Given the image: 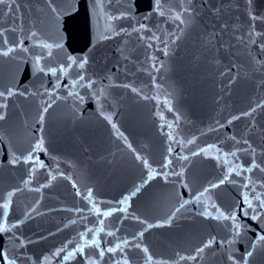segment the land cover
Wrapping results in <instances>:
<instances>
[{"label": "water", "instance_id": "obj_1", "mask_svg": "<svg viewBox=\"0 0 264 264\" xmlns=\"http://www.w3.org/2000/svg\"><path fill=\"white\" fill-rule=\"evenodd\" d=\"M15 2L21 7L7 16L3 14L7 9L0 8V28L9 29L5 35L10 43L24 38L28 30H35L42 40L62 43L63 48L53 49L52 57H47V50H44L43 63L58 68V80L51 73L47 76L36 74L30 59L18 61L0 57V90L14 83L20 91L27 88L44 93L46 87L52 92L51 99L46 93L27 98L16 95L8 98L6 110L0 109L7 114L6 119L0 121V135L4 137L0 140V203L13 188L22 189L12 198L7 218L9 231L0 233V252L7 249L9 255H22L21 264H33L69 240L82 243L78 234L93 229L87 239L96 238L105 249L127 239L129 244L147 245L156 259H176V252L194 255V249L210 235L218 239L225 236L222 222L197 215L202 208L197 205L195 195L222 178L227 166L222 169L214 150L208 156L192 157L190 153L208 144L217 145L223 152L246 147L235 145L230 139L235 135L237 139L248 138L257 149V162L264 161V156L259 154L264 147V109H257L253 117L227 123L232 115H239L264 100V84H261L264 73L254 70L249 53L257 57L262 54L257 46L247 48L246 41L239 43L235 38L246 33L251 23L246 0H192L197 15L175 43L172 42L174 37L170 39L167 35L177 31L175 23L155 13L150 19H144L152 12L155 0H102L103 11L93 10L95 0H54L62 10L59 20L46 7V0ZM166 2L178 5L180 0ZM129 5L136 20L107 21L106 14L118 15ZM217 8L219 13L213 11ZM252 11L264 17V0H252ZM137 21L148 24L162 41H168L169 56L165 57L160 51L162 43L151 41L154 47L148 48V41H141L135 32L130 36H111L110 27L130 28ZM225 23L229 29L221 33ZM255 23L257 31H264V21ZM21 26L24 33L20 32ZM13 28L17 31H11ZM213 32L217 38L209 42V34ZM104 35L111 38L101 39ZM25 44L33 47L31 40L25 39ZM0 47H3V36H0ZM33 51L40 49L35 47ZM67 55L77 58V64L71 68L67 67ZM85 56L89 62L82 70L78 63ZM152 56L158 60L152 61ZM61 63L65 64L66 74L59 72ZM79 75L86 76L85 83L92 80V88L78 86ZM56 84L60 87L54 89ZM125 84L131 87H123ZM133 87L136 92L132 91ZM70 92L78 93L83 100L69 95ZM41 101L52 104L45 114L43 133L38 124ZM3 102L0 99V103ZM106 117H111L127 142L117 135ZM253 118L255 127L249 128ZM169 133L173 139H169ZM41 134L46 150L37 151L34 162L43 161L45 167L37 164L33 171L32 164L13 166L8 163L12 152L26 154L29 145ZM193 137L195 142L188 144ZM181 140L185 141L183 148L178 143ZM169 147L172 153L168 152ZM137 154L147 159L155 172L179 173L183 169L184 174L180 177L169 175L168 180L162 175L149 180L148 169L136 159ZM166 156L172 160L167 168L162 167ZM180 156H189V160L182 161ZM238 157L229 156L228 159L233 164L250 163L247 153L240 152ZM243 176L257 179L264 174L258 170L244 172L239 177L233 174L232 179L237 183L226 182L211 190L212 202L224 209L230 208L243 191L239 187ZM25 179L30 181L27 186L22 182ZM184 182L188 188L182 186ZM89 187L102 210L127 207L117 201L125 195L130 196L127 213L115 211L108 217H100L104 220L101 232H95V228L101 227L97 213L83 198ZM137 187L140 191L131 195ZM37 188L40 191H35ZM77 191L81 195H77ZM38 200L40 203L36 205ZM182 200L190 203L171 224L163 223ZM201 203H208L207 196ZM33 205L36 211L24 216ZM132 214L139 216L140 221L132 219ZM17 220L24 223L13 228ZM143 220L153 227L142 224ZM250 223L255 234L249 232L246 239L234 246L237 258L246 249L250 250L248 241L260 234L259 226ZM141 230L144 231L142 240L133 241L132 236ZM13 234L26 242L22 253L17 247L19 241L10 239ZM124 251L132 264H144L141 249L124 247ZM122 255L117 249L116 253H106L101 259L98 249L92 246L64 264H88L89 261L112 264L113 260H121ZM50 264H58V259L50 258ZM180 264L229 262L217 244L205 249L197 261H181ZM250 264H264V247L257 246Z\"/></svg>", "mask_w": 264, "mask_h": 264}, {"label": "snow or ice", "instance_id": "obj_2", "mask_svg": "<svg viewBox=\"0 0 264 264\" xmlns=\"http://www.w3.org/2000/svg\"><path fill=\"white\" fill-rule=\"evenodd\" d=\"M247 3V11L248 15L250 17L251 23L248 26L247 32L242 33L239 36H236V40L239 43H245V47L251 48L252 46H257L258 49L261 52V56H252L251 52L249 53L251 57V62L253 64L255 71H260L264 73V31H257L256 30V21L261 20L264 21V17H258L256 16L252 11V0H246ZM237 7L239 5H236ZM21 5L19 3H16L15 0H0V8H6L7 12L3 13L5 16L12 13L14 9H19ZM46 7L50 10L52 14L55 15V18L59 20V18L62 15V10L54 3V0H46ZM104 5L102 3V0H95V3L93 4V10L100 9L103 11ZM216 13L220 12V9H213ZM158 15L161 18H164L165 20H171L176 25V32H169L167 35L170 39H172V42L175 43L178 41L181 36L184 34L185 30L194 22L195 16L197 15L195 6L192 3V0H180L179 4H173L171 2H166V0H155V4L153 6L152 12H149L144 19L148 20L153 14ZM22 19V18H21ZM107 21H115V20H136V17L131 12V5L128 6V8L125 11H120L118 15H110L106 14ZM34 27V26H33ZM229 29L228 24H224L221 27V33ZM109 30L111 31V36H120L121 34L125 36H130L133 32L138 34V38L141 41H148L147 47L152 48L154 45L151 43V41H156L158 44L162 43L163 48L160 49L162 54L167 57L170 54V47L168 41H162L161 37L157 35L156 31H153L151 28H149L148 24L140 23L137 21V24L134 26H131L130 28H126L123 26H114L110 27ZM9 31V29H2L0 28V36H3V47H0V57L9 58L11 57L14 60H27L30 59L33 67L35 69L36 74H43L47 76L49 73L52 74V76H55L57 80L59 79L58 76V68L57 67H47L43 61L45 59L44 56V50L46 51L47 57L53 56V49H62L63 44L59 42H46L41 39L40 33L35 30H28L26 36L24 38L18 39V41L10 43L7 39V36L5 33ZM11 31L15 32L17 29L13 28ZM157 31H159V27H157ZM20 32L24 33V29L21 26ZM151 33L150 35H145V33ZM111 36H101V39L107 40L110 39ZM217 38V34L215 32L209 34V42L211 40H215ZM25 39L33 41V47L30 48L25 44ZM259 41V43H258ZM127 43V42H125ZM38 47L40 49L39 52H34L33 48ZM20 54H23L21 57ZM152 61H157L158 57L152 56ZM67 67L71 68L72 65L77 64V58L72 55L66 56ZM88 57L85 56L81 59H79L78 67L80 69H84L85 66L88 64ZM164 64L163 61L160 62V67L163 68ZM152 67L155 68V63L152 64ZM159 71V69H157ZM59 72L60 73H67V69L65 67V64L61 63L59 65ZM78 81L80 87H87L92 88L93 81L87 80L85 75H79ZM73 84L76 85L77 81H73ZM261 84H264V80H261ZM43 87V85H42ZM60 87L59 84H56L53 86V88ZM123 87H131V85H123ZM103 91V89H101ZM133 92H136V88H132ZM47 94L49 99L52 98V92L49 91L48 88H44V93H40L39 91H29L27 88H25L23 91L18 90L16 84H11L6 86L4 89L0 90V99H3V103H0V109H7L8 104L7 100L10 97L19 95L24 97H35L43 94ZM69 95H76L81 101L83 100V97H80L78 93H72L70 92ZM60 97H57L59 99ZM147 99V97H145ZM54 103V101H53ZM52 107L51 103H47L46 101H41V107L39 110V117H38V124L40 125V132L43 133V125L45 122V114L49 111V109ZM257 109H264V100H260L259 103L255 104L254 107H250L247 111L241 112L239 115H232L230 119L227 121V123L231 124L233 121L240 120L242 117H253V113L257 111ZM6 111H0V121H3L6 119ZM108 119L109 123H112L111 117H106ZM217 124H219V121H217ZM220 127H224V125H219ZM113 129L117 130V135L124 138L127 142V138L124 137V134L122 132H119L117 125L112 123ZM169 128L172 127L171 124L168 125ZM255 127V120L252 119L251 123L249 124V128ZM209 131H212V129H209ZM4 137L0 135V140H3ZM169 139H173L171 133H169ZM230 139L235 142V145H245L246 147H235L234 150L230 152H223L221 148L217 147L215 144H208L205 147L198 148L197 151L191 152L190 156L195 157L197 155L203 154L204 156H208L211 151H215L216 156L215 159L220 162L222 169L226 165V170L223 171L222 178L218 179L215 183H209L206 187L203 188L202 191L197 192L195 195V201L197 205H199L202 210L197 212V215L205 218V219H211L217 222H222V226L226 232V235L223 237H220L219 239L215 235H210L209 238L205 241H202L201 244L194 249V255H183L180 252H176L175 256L176 259H156L154 258L153 254L150 252L147 245L142 244L141 242H136L133 244H129V241L127 239L123 240L120 243H117L115 246H108L106 249L100 246V241L96 238H92L91 240L87 239L89 233L93 232V229H85L84 231L80 232L79 239L82 241V243H75L73 240L67 241L62 246L56 248L54 251L50 252L49 254H46L43 256L42 260L34 261L33 264H50V258L51 259H58V264H64L65 261H68L69 259H72L76 257L78 254L85 253L86 247H92L95 246L98 249V256L103 259L106 255V253H116L117 249H120V251L123 253L121 260H113L112 264H132V261L128 258L127 253L124 251V247H131L136 249H141L144 253V264H180L181 261H197L198 258H202V254L205 252V249L212 248L215 245H219V249L226 254V260L229 262V264H250L251 258L254 256V253L257 250V246L260 245L261 247H264V176H261L260 178L253 179L252 176H243V180L240 183L239 187L243 189L240 193V197L238 200H236L232 206L228 209L222 208L218 203L212 202V196H211V190L216 189L220 187L221 185H224L226 182L231 184H236L237 181L235 179H232L233 174L236 176H242L244 172L252 173L254 170L260 171L262 174H264V161H261L260 163L257 162V149L252 145L250 140L245 137H241V139H237L235 135L231 136ZM196 138L193 137L192 139L188 140V144H193L195 142ZM181 148H183V145L185 141L181 140L178 142ZM45 141L44 137L41 134L38 138L35 139L34 143L29 145V148L26 150L25 153L17 154L16 152L11 153V158L8 160V163L10 165H18V164H32V170H35L36 165L38 164L39 167L43 168L45 167V164L43 161H35L34 162V155L37 151H40L44 149ZM129 148H131V144L128 145ZM46 150V149H44ZM133 151H135L133 149ZM168 152L172 153L173 149L172 147L168 148ZM243 152L247 153L250 156V163L245 165L244 163L239 164H233L232 161L228 159L229 156L239 159L238 153ZM261 156H264V147L260 148ZM137 160H140L145 168L148 169L147 176L148 179H154L156 176L162 175L165 180H168L169 175H175L177 177H180L184 174V170L181 169L179 173H158L155 172L151 165L149 164V161L139 154L136 156ZM180 160L182 161H188L189 156H180ZM172 165V160L169 159L167 156L165 157V162L162 165V167H170ZM63 175V173H61ZM29 176H31V172L29 173ZM52 179H55V176L52 177ZM25 186L29 184V180L25 179L22 181ZM147 183V181H145ZM75 186V185H74ZM184 188H188V184L184 182L182 184ZM43 187V185L41 186ZM22 191L20 188H13L10 192L7 193L6 197L4 198L3 202L0 203V233H7L9 231L8 228V215L12 208L13 204V196L15 193ZM35 191H40L39 188L35 189ZM87 196L83 197L85 200H87L91 204V210L97 213V219L101 227L95 228V232H101L103 231V224L104 220L100 217H108L115 211H121L124 213L128 212V208L130 207L129 201L130 196L125 195L117 201L118 204L127 205V207L124 208H110L107 210H102L95 202L93 198V189L91 187L87 188ZM140 191V188H135V191L131 193V195H135L137 192ZM77 195H81L79 191H77ZM207 196L208 203L202 204L201 200L203 197ZM40 201H36V205H38ZM190 203L188 200H182L179 203V206L176 207L171 214L163 221L165 224H171L173 222V218L177 216L178 213L181 212L182 209L185 208V206ZM36 205H33L32 208L28 209L24 212V216H28L31 212L36 211ZM76 211H81V209H77ZM132 219L140 221V217L136 216L135 214H132ZM255 222L259 226L260 234L255 235L254 240L248 241V249L245 250L244 253L237 258L236 251L237 249L234 247L237 243H240L242 240L246 239L249 232H253L255 234V230L253 228L252 223ZM23 220H17L15 224L12 225V227H16V225L23 224ZM74 223V221H73ZM142 224H146L148 228H152L153 225L149 224L146 220L141 221ZM109 235H115L113 232H109ZM144 237V231L141 230L137 232L134 236H132L133 241H137L138 238L142 240ZM15 238L19 241V244L17 247L20 250V253L23 252L25 241L22 237L15 236L13 234L10 239ZM74 247H69L70 245H73ZM122 245L124 247H122ZM22 255L20 254H13L9 255V252L7 249H5L3 252H0V264H21L22 262ZM88 264H96V261H89Z\"/></svg>", "mask_w": 264, "mask_h": 264}]
</instances>
